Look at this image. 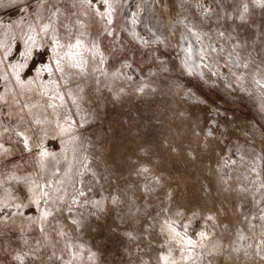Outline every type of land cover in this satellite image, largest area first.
<instances>
[{
    "label": "rangeland",
    "instance_id": "rangeland-1",
    "mask_svg": "<svg viewBox=\"0 0 264 264\" xmlns=\"http://www.w3.org/2000/svg\"><path fill=\"white\" fill-rule=\"evenodd\" d=\"M105 1L0 0V264H264V0Z\"/></svg>",
    "mask_w": 264,
    "mask_h": 264
},
{
    "label": "bare ground",
    "instance_id": "bare-ground-1",
    "mask_svg": "<svg viewBox=\"0 0 264 264\" xmlns=\"http://www.w3.org/2000/svg\"><path fill=\"white\" fill-rule=\"evenodd\" d=\"M110 5H111V3H109V6ZM8 26L11 28L14 27V25L12 23L8 24ZM33 30H34V33H36V35L32 36L29 40L25 41L23 43V46H22V50L25 52L26 56H28L29 54H31L33 52V47L36 44V39H37V37L39 38V36H41V34H42V29L35 28ZM39 42H37V43H39ZM184 46H185V61H184L185 65L190 69H195L198 72H200L199 71L200 70L199 49L194 52L189 39L186 40ZM10 51H11L10 46L5 42L4 37L1 35L0 36V66H1L0 67V73L2 74V79H3V83H4V86H3V88L5 90L4 92H7V91H10L13 89L17 93H20L21 91L24 93V91H26L28 89L39 87L42 83V78L40 77V69L38 67L32 68V66H30L32 69L25 68V66L27 65L26 58L25 57L21 58L19 56L9 58L7 55L9 54ZM24 106L26 108L28 105L24 104ZM58 132L60 134L63 133L64 135H66L67 134V127L64 125L59 126ZM64 135H63V138L65 137ZM66 139H69V138L67 137ZM43 155L45 156L47 164H48L47 165V172L50 173L51 169L54 166H56L57 160L54 157L53 151L48 147H45V149H43ZM228 160L231 164H233V163L237 164L240 161V155L238 154V151L235 148H233L231 150L230 155L228 156ZM231 164H230L231 167H229V169L234 167ZM229 169H228V171H229ZM228 171L224 175L225 178H228L230 176ZM70 174H71V172L69 170V167H67L66 175L64 177L65 182L63 184V189H62L63 193L66 191V183L69 181V177H71V176H69ZM25 182L31 191L35 190L36 182L30 174L26 175ZM35 191H34V193H35ZM60 192H61V190H60ZM10 193L11 192L9 191L8 188H6L5 190H3V192L0 193V206L6 204L10 200ZM46 212L47 211L44 209L42 214L45 215ZM247 222H248V226H247L246 231L251 234V231H253L252 225L254 224L255 221H254V219H250ZM203 223H204V221H203ZM199 225H202V226H201V228L198 226L199 230L197 231L198 233L197 232L196 233L201 235V236L202 235L204 236V234L208 235V232L210 230L209 227L211 224L209 225V227L206 224H200L199 223ZM172 229L174 231H176V230L178 231V227H176V226L175 227L172 226ZM247 232L243 233V236L240 237L239 241L236 243V245H237L236 247H238V246H240V247L244 246L245 247V245H247L249 243L250 239L252 238V235H251V238H249V235H247ZM187 233H191V232L187 231ZM192 234H194V233H192ZM244 234H246V235H244ZM193 237H195V236L193 235ZM208 237H210V235ZM199 238H200V236H199ZM205 238H206V236H205ZM185 239L192 240L193 238H192V236L185 234ZM202 241H203V239H202ZM207 245L209 248H215L216 247L214 240H210V238H209V242L207 243ZM236 252H238V251L236 250ZM162 257L167 258V256H164V255ZM196 264H203V263L197 262Z\"/></svg>",
    "mask_w": 264,
    "mask_h": 264
}]
</instances>
